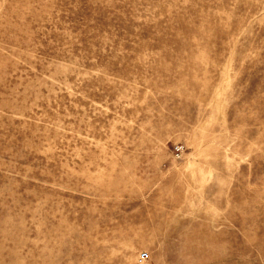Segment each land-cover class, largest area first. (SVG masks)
I'll return each mask as SVG.
<instances>
[{
  "label": "rangeland",
  "instance_id": "1",
  "mask_svg": "<svg viewBox=\"0 0 264 264\" xmlns=\"http://www.w3.org/2000/svg\"><path fill=\"white\" fill-rule=\"evenodd\" d=\"M0 264H264V0H0Z\"/></svg>",
  "mask_w": 264,
  "mask_h": 264
},
{
  "label": "built area",
  "instance_id": "2",
  "mask_svg": "<svg viewBox=\"0 0 264 264\" xmlns=\"http://www.w3.org/2000/svg\"><path fill=\"white\" fill-rule=\"evenodd\" d=\"M148 257V254L146 252H142L139 256H138V260L140 263L144 262Z\"/></svg>",
  "mask_w": 264,
  "mask_h": 264
}]
</instances>
